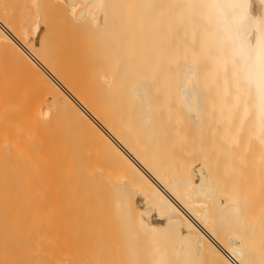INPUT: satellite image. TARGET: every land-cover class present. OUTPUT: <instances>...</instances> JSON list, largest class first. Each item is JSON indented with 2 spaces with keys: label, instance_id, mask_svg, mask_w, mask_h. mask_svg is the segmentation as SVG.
<instances>
[{
  "label": "bare ground",
  "instance_id": "bare-ground-1",
  "mask_svg": "<svg viewBox=\"0 0 264 264\" xmlns=\"http://www.w3.org/2000/svg\"><path fill=\"white\" fill-rule=\"evenodd\" d=\"M262 44L264 0H0V264H264Z\"/></svg>",
  "mask_w": 264,
  "mask_h": 264
},
{
  "label": "rangeland",
  "instance_id": "rangeland-1",
  "mask_svg": "<svg viewBox=\"0 0 264 264\" xmlns=\"http://www.w3.org/2000/svg\"><path fill=\"white\" fill-rule=\"evenodd\" d=\"M105 212H107V210H106ZM110 212H111V210H110ZM108 213H109V212H108ZM111 213H112V212H111ZM111 213H110V214H111ZM109 217H110V216H109ZM111 218H112V217H111ZM108 221L110 222L111 220H108ZM108 221H107V222H108ZM112 221H113V220H112ZM113 223H114V221H113ZM109 224H110V223H109ZM109 224H108V225L106 224L107 227L109 226ZM110 225H112V224H110ZM113 227H114V226H113ZM111 228H112V226H111L110 228H107V229H108V230H109V229L111 230ZM105 229H106V228H105ZM109 232L113 233L114 230H113V232H112V231H109ZM111 233H109V234L111 235ZM112 236H113V235H112Z\"/></svg>",
  "mask_w": 264,
  "mask_h": 264
},
{
  "label": "snow or ice",
  "instance_id": "snow-or-ice-1",
  "mask_svg": "<svg viewBox=\"0 0 264 264\" xmlns=\"http://www.w3.org/2000/svg\"><path fill=\"white\" fill-rule=\"evenodd\" d=\"M262 48H264V44H262Z\"/></svg>",
  "mask_w": 264,
  "mask_h": 264
}]
</instances>
